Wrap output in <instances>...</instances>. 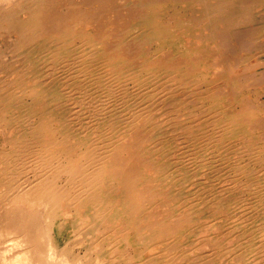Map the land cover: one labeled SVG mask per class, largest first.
Here are the masks:
<instances>
[{
  "label": "bare ground",
  "instance_id": "1",
  "mask_svg": "<svg viewBox=\"0 0 264 264\" xmlns=\"http://www.w3.org/2000/svg\"><path fill=\"white\" fill-rule=\"evenodd\" d=\"M259 89L264 0H0V264H264Z\"/></svg>",
  "mask_w": 264,
  "mask_h": 264
},
{
  "label": "rangeland",
  "instance_id": "2",
  "mask_svg": "<svg viewBox=\"0 0 264 264\" xmlns=\"http://www.w3.org/2000/svg\"><path fill=\"white\" fill-rule=\"evenodd\" d=\"M170 12H172V10H170ZM134 30H137V29H134ZM183 40H184V38H183ZM243 72H245V73H252L253 72V69H243L242 70ZM260 88V87H259ZM264 89H259L258 90V92L260 93V94H264V91H263ZM261 91V92H260ZM258 95V96H254V95H252V93L249 91L248 93H247V95L246 96H248V97H251L252 96V98H255L256 100H258V101H263V99H264V96H261V95Z\"/></svg>",
  "mask_w": 264,
  "mask_h": 264
}]
</instances>
